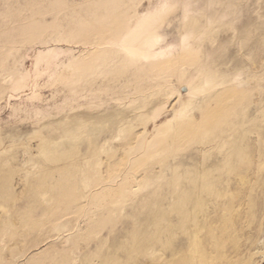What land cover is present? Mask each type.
Returning <instances> with one entry per match:
<instances>
[{
    "label": "rangeland",
    "instance_id": "374dc122",
    "mask_svg": "<svg viewBox=\"0 0 264 264\" xmlns=\"http://www.w3.org/2000/svg\"><path fill=\"white\" fill-rule=\"evenodd\" d=\"M0 264H264V0H0Z\"/></svg>",
    "mask_w": 264,
    "mask_h": 264
},
{
    "label": "bare ground",
    "instance_id": "6f19581e",
    "mask_svg": "<svg viewBox=\"0 0 264 264\" xmlns=\"http://www.w3.org/2000/svg\"><path fill=\"white\" fill-rule=\"evenodd\" d=\"M225 229L219 228V230H220L219 244L212 250V255L214 256V259L218 262L219 261L227 262L226 260H228V258L226 255V251H227L226 248L228 249V246H230V245H233V246L236 245L234 243L235 241L232 240L233 237H231L232 233H230V231L228 230L229 228L226 229L229 231V233Z\"/></svg>",
    "mask_w": 264,
    "mask_h": 264
}]
</instances>
